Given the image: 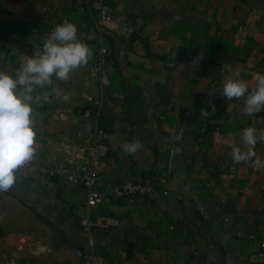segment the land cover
Instances as JSON below:
<instances>
[{"label":"crops","instance_id":"1","mask_svg":"<svg viewBox=\"0 0 264 264\" xmlns=\"http://www.w3.org/2000/svg\"><path fill=\"white\" fill-rule=\"evenodd\" d=\"M98 1L144 22L139 33L107 34L104 93L94 69ZM65 21L92 55L68 80L34 90L35 156L0 191V264L82 260L86 190L47 170L63 160V143H84L96 126L108 133L102 191L110 197L97 212L119 221L94 231L106 264H264V168L231 158L243 129L264 128V110L249 116L241 99L227 111L235 101L220 93L232 69L250 90L264 74V0H0V71L14 75ZM208 119L221 130L205 128ZM133 142L140 147L129 153L123 145ZM254 151L264 159V141ZM126 180L156 191L116 201L107 185Z\"/></svg>","mask_w":264,"mask_h":264},{"label":"clouds","instance_id":"2","mask_svg":"<svg viewBox=\"0 0 264 264\" xmlns=\"http://www.w3.org/2000/svg\"><path fill=\"white\" fill-rule=\"evenodd\" d=\"M91 55V49L79 39L76 25L65 21L55 26L38 52L21 57L20 67L14 75L0 71V191L11 189L19 169L35 156L33 103L38 99L33 95L35 88L50 85L53 77L68 80L70 73L87 64ZM232 71L234 76L223 83L220 91L228 101H235L229 103L227 111L241 99L249 116L264 110V74L256 77L255 86L250 90L240 69ZM258 141H264V128L259 132L253 126L243 129L242 146L232 148L233 162L250 161L255 169L264 168V159L254 151ZM139 147L138 142L123 145L129 153Z\"/></svg>","mask_w":264,"mask_h":264},{"label":"built area","instance_id":"3","mask_svg":"<svg viewBox=\"0 0 264 264\" xmlns=\"http://www.w3.org/2000/svg\"><path fill=\"white\" fill-rule=\"evenodd\" d=\"M97 14L95 21V33L97 44V58L94 66L97 74L99 87L104 93L111 85L108 73V65L110 62V53L107 43V34L109 32H117L120 28L124 34L130 35L139 33L144 25L141 18L130 22L126 16L113 14L112 11L100 1L97 2ZM53 29L44 33L43 38H47ZM35 34L38 29L33 30ZM36 47H41L36 44ZM192 65H196L199 61L198 56L190 54ZM216 131L221 130V123L216 119H208L204 124ZM183 134L171 133L170 138L174 142H181ZM64 150V158L56 166L49 168L48 174L51 176L60 175L66 177L71 183L82 185L86 190L85 206L86 216L83 221L84 233L88 237V245L82 260L78 264H106L104 259L95 252L96 241L94 231L108 229L119 225L118 220H112L107 215L100 214L97 210L106 202L110 201V197L102 191L104 183L102 180V160L108 151V133L102 128L96 126L90 138L80 144H62ZM221 179L230 181L234 178V172L230 171L222 174ZM111 187V197L116 201L123 200L132 202L138 198L153 194L156 189L150 183L126 180L117 185L108 184ZM168 190L165 194H169ZM264 253V244L262 246ZM52 264H65L62 262H54Z\"/></svg>","mask_w":264,"mask_h":264},{"label":"rangeland","instance_id":"4","mask_svg":"<svg viewBox=\"0 0 264 264\" xmlns=\"http://www.w3.org/2000/svg\"><path fill=\"white\" fill-rule=\"evenodd\" d=\"M96 105V104H95ZM32 213V212H31ZM1 225V224H0ZM11 226H15L16 227V224H10ZM32 225H35V224H32ZM11 228V227H10Z\"/></svg>","mask_w":264,"mask_h":264}]
</instances>
